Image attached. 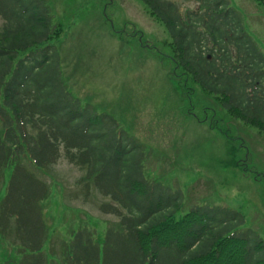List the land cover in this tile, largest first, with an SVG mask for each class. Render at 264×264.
<instances>
[{"label":"trees","instance_id":"1","mask_svg":"<svg viewBox=\"0 0 264 264\" xmlns=\"http://www.w3.org/2000/svg\"><path fill=\"white\" fill-rule=\"evenodd\" d=\"M140 1L169 35L163 44L177 77L200 85L228 117L264 134V51L243 12L230 0H191L197 7L185 12L172 0ZM0 17V180L6 188L0 243L8 248L0 249V264H264V240L234 229L242 221L238 212L196 205L179 215L184 193L146 176L143 145L69 91L50 42L64 27L54 22L47 0H0ZM223 119L214 115L211 127L234 139ZM62 148L85 172V195L95 184L113 199L101 211L119 220L103 234L86 226L74 231L58 256L52 243L44 250L49 184L28 167L47 171ZM237 153L231 146L227 166H246Z\"/></svg>","mask_w":264,"mask_h":264},{"label":"rangeland","instance_id":"2","mask_svg":"<svg viewBox=\"0 0 264 264\" xmlns=\"http://www.w3.org/2000/svg\"><path fill=\"white\" fill-rule=\"evenodd\" d=\"M47 1L54 22L64 27L63 35L50 42L58 49L67 88L114 117L143 145L146 176L184 193L186 205L178 214L196 205L225 208L242 216L234 229L264 240V134L228 117L200 85L177 77L170 49L163 44L169 35L142 1ZM172 1L182 12L197 7L191 0ZM230 1L243 12L248 31L264 51V6L255 0ZM2 23L0 18V28ZM214 115L228 122L234 139L211 127ZM231 146L238 147L236 159H245L246 166L226 165ZM28 168L50 188L42 202L45 251L52 242L59 256L62 242L74 231L86 226L103 234L119 220L101 211L100 204L113 199L95 184L85 195V172L65 159L63 148L60 160L47 171ZM11 173L7 168L6 185ZM5 192L0 180V202ZM6 247L0 243L1 251Z\"/></svg>","mask_w":264,"mask_h":264}]
</instances>
